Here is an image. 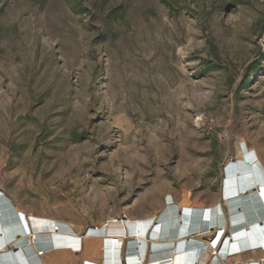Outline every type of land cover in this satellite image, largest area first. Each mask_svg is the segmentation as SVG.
I'll use <instances>...</instances> for the list:
<instances>
[{
	"label": "rangeland",
	"instance_id": "obj_1",
	"mask_svg": "<svg viewBox=\"0 0 264 264\" xmlns=\"http://www.w3.org/2000/svg\"><path fill=\"white\" fill-rule=\"evenodd\" d=\"M243 143L264 165V0H0V190L88 251L46 264H123L88 232L221 201Z\"/></svg>",
	"mask_w": 264,
	"mask_h": 264
},
{
	"label": "bare ground",
	"instance_id": "obj_2",
	"mask_svg": "<svg viewBox=\"0 0 264 264\" xmlns=\"http://www.w3.org/2000/svg\"><path fill=\"white\" fill-rule=\"evenodd\" d=\"M183 207L164 205L149 217L111 219L91 229L93 239L87 240L118 244L106 252L116 259L122 250L123 264H225L230 259L233 264H264V165L246 143L238 146L237 158L226 163L221 201L206 208ZM10 212V221H5ZM76 227L42 217L26 221L0 190V264H46L44 258L50 256L85 255ZM204 234L213 236L212 241H205ZM89 247L98 251V245ZM250 252L254 257L244 261ZM85 264L103 263L86 259Z\"/></svg>",
	"mask_w": 264,
	"mask_h": 264
},
{
	"label": "crops",
	"instance_id": "obj_3",
	"mask_svg": "<svg viewBox=\"0 0 264 264\" xmlns=\"http://www.w3.org/2000/svg\"><path fill=\"white\" fill-rule=\"evenodd\" d=\"M61 255H64V256H68L69 258H72V256H76V255H71V254H69V253H63V254H61ZM248 255H251L252 256V254H248ZM52 257V256H51ZM252 257H254V255L252 256ZM47 258H49V257H47ZM249 258H251V257H249ZM82 259H84V258H82L81 257V260ZM246 260V259H245ZM48 261H50V259L48 260ZM79 264V263H78ZM80 264H81V261H80Z\"/></svg>",
	"mask_w": 264,
	"mask_h": 264
},
{
	"label": "water",
	"instance_id": "obj_4",
	"mask_svg": "<svg viewBox=\"0 0 264 264\" xmlns=\"http://www.w3.org/2000/svg\"><path fill=\"white\" fill-rule=\"evenodd\" d=\"M7 211H9V209ZM10 215H11V212L8 213V216L5 218L6 219L5 221H7L8 218H9V221H10V218H11Z\"/></svg>",
	"mask_w": 264,
	"mask_h": 264
}]
</instances>
